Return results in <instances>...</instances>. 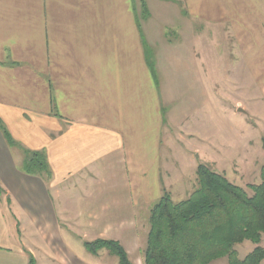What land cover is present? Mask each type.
<instances>
[{
    "label": "crops",
    "instance_id": "crops-1",
    "mask_svg": "<svg viewBox=\"0 0 264 264\" xmlns=\"http://www.w3.org/2000/svg\"><path fill=\"white\" fill-rule=\"evenodd\" d=\"M166 95L179 97L178 115L164 114ZM222 110L240 116V134ZM172 125L188 133L181 141L195 131L217 145L207 151L217 161L227 143L232 172L251 173L253 130L264 129V0H0V264H106L105 249L84 246L96 239L144 264L150 209L185 189V162L192 191L208 157L167 149ZM30 152L48 174L24 171Z\"/></svg>",
    "mask_w": 264,
    "mask_h": 264
},
{
    "label": "trees",
    "instance_id": "trees-1",
    "mask_svg": "<svg viewBox=\"0 0 264 264\" xmlns=\"http://www.w3.org/2000/svg\"><path fill=\"white\" fill-rule=\"evenodd\" d=\"M28 155L27 174L49 173L42 154ZM247 188L251 194L225 175L198 164L195 186L186 199L174 202L164 190L150 209L144 264H210L224 257L228 264H263L264 249L259 244L264 235V160L260 182ZM244 241L255 247L240 259L235 246ZM84 246L92 254L105 249L118 258V264H133L117 241L96 239Z\"/></svg>",
    "mask_w": 264,
    "mask_h": 264
},
{
    "label": "rangeland",
    "instance_id": "rangeland-1",
    "mask_svg": "<svg viewBox=\"0 0 264 264\" xmlns=\"http://www.w3.org/2000/svg\"><path fill=\"white\" fill-rule=\"evenodd\" d=\"M194 30L196 29L195 27H193ZM197 30V29H196ZM171 35L173 36L174 38V35L173 33H171ZM194 35V38L197 36L196 34V31L193 33ZM156 81L159 83H165L164 82V79H162L160 77V75H157L156 77ZM163 88H165V86L162 84ZM227 89H230L229 86H227ZM238 94V93H237ZM243 100H244V96L242 97ZM168 97L166 95V100L164 98V114L166 113V111L170 110L171 108V111L173 113V115H178L179 114V111H180V107H181V102H180V99L179 97H177V99L175 101L173 100H167ZM228 100H231L229 97H226V96H221V102H222V105H226V106H229L230 103H228ZM179 117V116H178ZM177 117V118H178ZM237 118H233L231 116V114L225 110H222V113H221V123L222 125H228L229 123H234L235 119H236V122H237V127H238V134H240L239 130H240V127H239V115L236 116ZM244 117V116H242ZM176 118V119H177ZM248 122L249 123H253L252 122V119H248ZM175 124V123H174ZM264 129H261V130H258L254 127V130H253V159L249 160L248 163H252V170H250V174L246 173V170L243 169L242 167H237V170H235V173L232 172V168H230L229 164L231 163L229 159H225L226 157L229 158V156H231V154H228L229 153V149H227V146L228 144L227 143H221L220 144V148H221V158H223L224 160L221 159V161H217L216 160V155H215V159H213L212 157V154L208 153L207 151H212L213 150V147L215 146L217 148V145H213V143L210 141V142H205V143H202L200 140H198V137L196 136V133L194 131L193 133V137L192 136H188V135H184L185 138H188L189 142H185V141H181L180 140V133H186L188 134L187 132L184 131L183 128H180L176 125H172V127L168 126V131L170 132L169 134L171 135L170 138H169V141L172 142V145L169 144V142L167 141L166 143V148H170V146H173L177 152L179 153V151H182L183 153L186 152L187 150L189 149H192V148H200V152L203 153V151L205 150L207 153H208V157L204 160H202V164L206 163V164H209L214 170L215 172H221V171H224L226 173V177L227 179L238 185V186H241L243 188L246 189V191L251 194L250 190L247 188V185L249 184H258L260 182V167L263 163V160H264V149L262 148V145H261V142L263 141L264 139ZM228 129H223L222 128V135H221V140L222 141H226L227 140V135H228ZM249 134V131L247 132ZM247 134L245 132L242 133L241 137L244 138ZM249 136V135H248ZM227 142V141H226ZM228 152V153H227ZM176 153L172 151V160H173V164H175V162L178 160L176 159ZM182 159L185 158L186 156L182 154ZM226 160V161H225ZM183 161L185 162V160L183 159ZM215 161V165H213V162ZM221 162V166H225L223 167V169H219V164ZM186 164H188L187 162H185V165L183 166L185 170V172L183 173L182 177H181V181H183L185 183V189L183 188V191L182 192H179L178 194H174V193H170L169 191H167V193L170 195L171 199L174 201V202H178V201H181V200H184L187 198V196L190 194L191 192V188L188 187L187 183L189 182H193V176L192 174H194V170L192 169L193 166L190 168V166L188 167V165L186 166ZM254 166V167H253ZM231 169V170H230ZM195 186V185H194ZM263 244H264V241H263ZM255 247V245H253V243H251L250 241H245L243 242L242 244L236 246V250L238 252V256L239 258H244L246 255H248L252 249ZM105 263L106 264H118V258L113 256V255H110L109 254V258H107L105 260Z\"/></svg>",
    "mask_w": 264,
    "mask_h": 264
},
{
    "label": "water",
    "instance_id": "water-1",
    "mask_svg": "<svg viewBox=\"0 0 264 264\" xmlns=\"http://www.w3.org/2000/svg\"><path fill=\"white\" fill-rule=\"evenodd\" d=\"M239 112H242V111H239Z\"/></svg>",
    "mask_w": 264,
    "mask_h": 264
}]
</instances>
